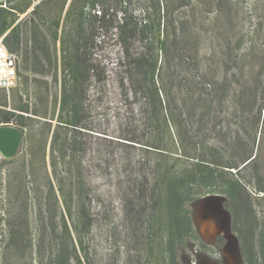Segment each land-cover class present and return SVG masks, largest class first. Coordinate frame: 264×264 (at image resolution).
I'll list each match as a JSON object with an SVG mask.
<instances>
[{
  "label": "rangeland",
  "instance_id": "1",
  "mask_svg": "<svg viewBox=\"0 0 264 264\" xmlns=\"http://www.w3.org/2000/svg\"><path fill=\"white\" fill-rule=\"evenodd\" d=\"M26 1L0 0V7L23 6ZM43 1L33 2L12 27L21 37L20 80L9 92L0 90V127L19 128L15 121L2 120L3 110L19 104L33 108L40 101L51 114L60 97L55 77L59 81L63 77L64 58L61 41L54 40L52 21L60 20L62 29L72 0L65 7L66 0ZM201 2L197 29L203 63L195 74L226 97L222 104L216 98L213 105L207 101L197 105L192 114L194 133L219 148L213 152L216 160L236 167L224 168L231 173L226 172L221 182L185 183L189 234L167 240L170 226L164 196L172 172L187 165L121 139L146 136V130L135 128L138 117L123 105L113 73L107 84L93 86L85 102L88 130L81 134L60 130L59 147L77 139L79 152L68 151L62 158L53 151L52 133L34 122L30 128H20L23 141L13 159L0 154V264H58L55 258L60 252L61 260L73 264V242L82 264H229L228 259L245 264L226 208L224 182L229 179L238 180L243 188L246 217L255 229L251 240L255 264H264V0ZM103 8L108 5L99 0H79L73 20L83 16V24L95 30L101 26L97 15ZM185 14L190 17L188 11ZM77 24L69 26V37ZM96 35L95 62H116L120 46L101 28ZM193 47L189 50L196 56ZM35 53L37 69L47 75L27 67L26 55L32 60ZM134 112L138 116L137 107ZM57 124L53 121V129ZM157 168L161 183L156 181ZM197 174L202 178L206 172ZM169 241L174 245L170 252Z\"/></svg>",
  "mask_w": 264,
  "mask_h": 264
},
{
  "label": "trees",
  "instance_id": "2",
  "mask_svg": "<svg viewBox=\"0 0 264 264\" xmlns=\"http://www.w3.org/2000/svg\"><path fill=\"white\" fill-rule=\"evenodd\" d=\"M36 0H27L23 6L0 7V37L5 36V44L11 53L21 54V37L17 27L12 29L21 15L26 14ZM49 0H44L46 4ZM69 0H66L64 7ZM91 1V0H90ZM107 4L108 9L98 16L102 21L101 28L106 37L110 36L120 46L116 62L109 64L97 63L94 60V47L99 28L86 27L82 17L73 20L74 10L79 0H72L61 29L60 20L52 21L56 27L54 40L61 41L64 58L63 77L56 83L60 85V97L55 100V110L50 114L37 101L31 108L29 104H19L13 110H3L6 123L15 121L19 128H30L38 122L48 133H52L53 151L67 156V152H79L77 139L63 142L59 147L60 130L73 134L88 130L83 116L85 102L94 85H105L111 80V74L119 82L122 89L123 105H126L138 122L135 128L146 130V136L121 138L128 142L146 146L149 151L157 153L162 159L181 162L187 165L173 171L165 188L166 210L170 230L167 240L188 235L192 230V222L184 209L183 186L193 184L224 181V168L235 169L215 159L213 152L219 148L202 141L195 135L193 113L197 105L207 101H225L226 94L220 95L215 84L204 83L196 71L203 60L200 55V30H198V13L202 10L201 0H99ZM37 9V8H36ZM185 11L190 13L186 16ZM36 12V10H34ZM90 21L93 15H89ZM75 34L69 37L68 28L77 23ZM28 23V21H27ZM35 25V24H34ZM12 29V30H11ZM60 29L62 34L59 35ZM11 30V31H10ZM16 36V40L12 38ZM30 44L29 38L26 41ZM193 45L194 53L189 47ZM20 58V56H19ZM21 60V58H20ZM39 56L35 53L32 60L29 54L25 62L28 68L40 75L46 72L37 69ZM101 91L97 94L101 96ZM103 95V94H102ZM217 98V100H216ZM7 107L5 105H1ZM59 107V108H58ZM138 108V116L134 112ZM213 107V106H211ZM57 126L53 129V121ZM146 137V141L143 140ZM129 145V144H127ZM134 146V145H131ZM214 168V169H211ZM197 171H205L198 178ZM156 181L161 183L162 172L156 169ZM56 175V174H55ZM232 175V174H229ZM229 202L226 208L232 216V229L241 242V252L245 264H255V256L251 247L255 229L249 223L247 208L242 202V186L235 179L224 182ZM161 191V190H160ZM68 203V199H64ZM248 219V220H247ZM42 221V220H41ZM67 228V223L63 219ZM185 227L186 229H184ZM14 231L11 233L13 240ZM12 243V242H11ZM84 251L83 241L78 242ZM168 252L174 245L167 243ZM78 247L73 242V264H82L77 254ZM58 264H67L62 259V252L55 258ZM56 261V262H57Z\"/></svg>",
  "mask_w": 264,
  "mask_h": 264
},
{
  "label": "built area",
  "instance_id": "3",
  "mask_svg": "<svg viewBox=\"0 0 264 264\" xmlns=\"http://www.w3.org/2000/svg\"><path fill=\"white\" fill-rule=\"evenodd\" d=\"M4 40L5 36L0 37V90L9 92L20 80V58L9 51Z\"/></svg>",
  "mask_w": 264,
  "mask_h": 264
},
{
  "label": "water",
  "instance_id": "4",
  "mask_svg": "<svg viewBox=\"0 0 264 264\" xmlns=\"http://www.w3.org/2000/svg\"><path fill=\"white\" fill-rule=\"evenodd\" d=\"M23 131L12 126L0 127V154L7 160L13 159L19 152L23 141ZM227 262L231 263L228 259Z\"/></svg>",
  "mask_w": 264,
  "mask_h": 264
}]
</instances>
